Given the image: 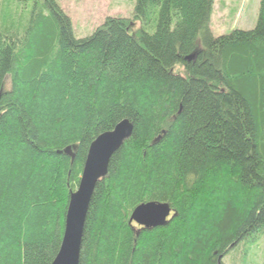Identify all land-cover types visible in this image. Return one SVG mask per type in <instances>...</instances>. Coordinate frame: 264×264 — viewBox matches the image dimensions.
<instances>
[{
  "label": "trees",
  "instance_id": "1",
  "mask_svg": "<svg viewBox=\"0 0 264 264\" xmlns=\"http://www.w3.org/2000/svg\"><path fill=\"white\" fill-rule=\"evenodd\" d=\"M213 5L134 0L77 39L56 0H0V264L53 262L88 148L123 120L79 264H222L264 231V0L218 37ZM148 202L164 226L129 223Z\"/></svg>",
  "mask_w": 264,
  "mask_h": 264
},
{
  "label": "water",
  "instance_id": "2",
  "mask_svg": "<svg viewBox=\"0 0 264 264\" xmlns=\"http://www.w3.org/2000/svg\"><path fill=\"white\" fill-rule=\"evenodd\" d=\"M193 57H187L185 60L190 61ZM131 134V123L123 120L112 131L99 135L90 144L78 186L69 195L61 245L51 264H79L84 223L94 189L107 175L111 157L131 137ZM62 154L73 159L70 148H66ZM170 214L171 209L165 203H143L132 211L129 223H134L143 229H154L164 226Z\"/></svg>",
  "mask_w": 264,
  "mask_h": 264
},
{
  "label": "rangeland",
  "instance_id": "3",
  "mask_svg": "<svg viewBox=\"0 0 264 264\" xmlns=\"http://www.w3.org/2000/svg\"><path fill=\"white\" fill-rule=\"evenodd\" d=\"M56 2L70 18L77 39L91 35L107 17H129L134 7V0H56ZM258 3L259 0H214L209 23L211 35L218 37L234 30L253 29ZM221 263L264 264V231L248 237L235 251L224 257Z\"/></svg>",
  "mask_w": 264,
  "mask_h": 264
}]
</instances>
